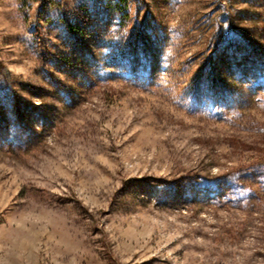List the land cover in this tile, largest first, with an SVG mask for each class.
I'll list each match as a JSON object with an SVG mask.
<instances>
[{
    "label": "rangeland",
    "instance_id": "obj_1",
    "mask_svg": "<svg viewBox=\"0 0 264 264\" xmlns=\"http://www.w3.org/2000/svg\"><path fill=\"white\" fill-rule=\"evenodd\" d=\"M264 0H0V264H264Z\"/></svg>",
    "mask_w": 264,
    "mask_h": 264
},
{
    "label": "trees",
    "instance_id": "obj_2",
    "mask_svg": "<svg viewBox=\"0 0 264 264\" xmlns=\"http://www.w3.org/2000/svg\"><path fill=\"white\" fill-rule=\"evenodd\" d=\"M263 164H264V163H260L259 166H261V168H262V167H263Z\"/></svg>",
    "mask_w": 264,
    "mask_h": 264
}]
</instances>
